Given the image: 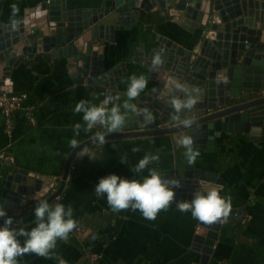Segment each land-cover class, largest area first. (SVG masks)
I'll use <instances>...</instances> for the list:
<instances>
[{
  "label": "crops",
  "instance_id": "1",
  "mask_svg": "<svg viewBox=\"0 0 264 264\" xmlns=\"http://www.w3.org/2000/svg\"><path fill=\"white\" fill-rule=\"evenodd\" d=\"M113 1L0 0V24L10 27L29 10L49 3L69 10L73 21H80L83 14L91 16L93 10L110 8ZM12 5L18 9L15 15ZM137 7L134 24L120 25L113 33L104 32V38L94 40V48L98 55L102 54L106 71H120L113 79L116 89L112 95L119 94L121 103L126 99L124 93L133 74L144 75L147 80V87L140 96L156 86L148 56L158 48L160 40L187 50H194L200 41L199 29L190 31L187 24L182 26L178 22L182 19L169 13L173 6H156L149 11ZM67 64L64 57L32 58L11 70L9 86L13 92L26 93L24 106H32L36 123L31 124L25 108H21L13 112L12 124L8 128L0 111V151L11 154L14 159L13 165L0 162V198L5 182H10L8 177L23 170L41 175L55 184L39 199L28 200L21 210L29 211L17 216L20 217L19 227L30 230L35 225L32 208L40 199L46 200L58 191L61 183V189L49 203L70 205L77 228L85 216L89 218L95 213L106 216L114 213L115 217L97 229L96 234L90 227L87 230L82 228L81 236L89 238L84 245L86 250L73 244L70 238L67 243L58 240L52 258L28 254L18 258L19 264H59L57 257L65 264H264V109L258 110L257 105L246 109L262 119L260 131L249 128L248 131L221 132L206 141L204 150L199 151L196 158L194 168L214 172L213 184L221 189L220 195L231 202V218L215 224L216 237L210 253H205L210 225L193 218L191 212H180L176 202L167 211H161L155 220H147L138 210L114 212L106 196L95 195V185L103 176L115 173L128 179H141L147 175V169L138 174L130 168L147 153H159L160 160L148 167L156 168L163 178L170 174L181 176L184 149L177 146L175 138L183 132L106 138L104 146L92 144L91 137L100 129L84 132L82 113H76L74 108L81 99L99 103L110 87L101 84L98 78L90 80L92 75L89 72L81 76L75 74V69ZM260 96H264V88L260 92L244 93L242 99H235L232 105ZM169 118L172 120L171 116ZM77 123L82 125L80 135L75 136L81 144L77 148L87 145L96 153L97 160L78 159L76 153L80 148L70 147L69 141L75 135ZM135 146L141 150L133 152ZM124 155L127 163L121 161ZM68 160L70 163L66 169ZM76 163L84 165L77 170L78 173ZM30 181L32 183L33 179ZM2 224L3 219H0ZM75 235L80 236L78 232ZM94 235L96 239H93ZM19 239L23 242L24 238Z\"/></svg>",
  "mask_w": 264,
  "mask_h": 264
},
{
  "label": "water",
  "instance_id": "2",
  "mask_svg": "<svg viewBox=\"0 0 264 264\" xmlns=\"http://www.w3.org/2000/svg\"><path fill=\"white\" fill-rule=\"evenodd\" d=\"M136 6L145 11L156 6H173L169 13L182 19L177 21L182 26L187 24L190 31L199 29L200 41L194 50L185 51L170 41L160 40L158 48L148 56V65L157 84L142 94L136 103L139 108H148L154 120L145 123L140 116H130L129 124L106 138L183 132L191 135L194 147L202 151L206 141L221 132L248 131L249 128L260 131L262 119L246 109L257 105L258 110L263 111L264 96L234 105L232 101L241 100L244 93L260 92L264 88V0H114L110 8L93 10L91 16L83 14L80 21H73L72 12L63 7L42 4L26 12L15 26L13 23L10 27L0 24V90L12 92L9 76L20 62L26 64L32 58L64 57L67 66L75 69V74L81 76L89 72L90 80L98 78L101 84L109 85L107 93L113 94L116 89L113 79L120 71H106L102 54L98 55L94 48V40L104 38V32L113 33L120 25L134 24L138 16ZM156 53L161 54L163 64L153 70L151 60ZM172 78L200 90L195 108L182 116L190 115L194 119L191 129L174 126L169 118L174 112L165 97L167 81ZM69 163L70 160L66 162V169ZM172 177L180 180L182 185L175 189L174 202L190 201L195 192L216 186L213 184L215 173L189 165L185 154L182 175L167 176ZM29 179L33 182H28ZM8 180L0 205L13 210L27 205L29 199H39L49 193L54 185L50 179L23 170L10 175ZM59 190L46 200L51 201ZM28 211L6 212L23 215ZM228 218H231V212ZM216 225H210L207 231L209 245L203 248L205 253L211 251L217 234Z\"/></svg>",
  "mask_w": 264,
  "mask_h": 264
},
{
  "label": "clouds",
  "instance_id": "3",
  "mask_svg": "<svg viewBox=\"0 0 264 264\" xmlns=\"http://www.w3.org/2000/svg\"><path fill=\"white\" fill-rule=\"evenodd\" d=\"M13 15L18 11L16 5H12ZM16 21H13L15 26ZM163 64L160 53L154 54L151 67L157 70ZM147 87L144 75L133 74L129 77L127 89L124 95L126 99L120 102V96L111 93L104 94L99 103L88 100H79L74 108L76 113H82L83 131L86 133L95 131L91 137V143L104 146L106 136L119 132L124 128L130 116H140L145 123L154 120L152 112L148 108H139L134 102ZM166 102L172 108L174 126L191 129L194 119L183 117V113L190 112L199 102L200 90L192 88L176 78L167 81ZM82 125L74 126V137L69 141L72 149H76L80 142L75 136L80 135ZM177 146L185 150L184 154L189 165L194 164L200 155L194 147V139L191 135L182 134L175 138ZM138 146L132 148L133 152H139ZM78 159L87 157L89 160H97L96 153L87 145H84L76 153ZM160 160L159 153H147L138 163L130 167L134 173H142L145 169L148 174L141 179H128L115 173L101 177L95 185L97 197L106 196L107 203L114 212L132 211L141 212L147 220H155L161 211H167L176 200L175 189L180 188V180L163 178L156 168L148 166ZM121 161L127 163L126 155L121 156ZM221 189L209 186L202 191L193 194L190 201L176 202L177 209L182 212H191L193 218L208 225L226 222L231 211L229 199L220 195ZM35 225L26 230L24 227H14V218L7 215L6 209L0 205V264H19L18 258L28 254L50 259L55 253L57 241H69L70 234L77 228V221L73 217V209L62 203L50 204L45 199H40L34 208ZM23 237V242L19 239ZM96 239V236H93ZM59 264H65L63 259Z\"/></svg>",
  "mask_w": 264,
  "mask_h": 264
},
{
  "label": "built area",
  "instance_id": "4",
  "mask_svg": "<svg viewBox=\"0 0 264 264\" xmlns=\"http://www.w3.org/2000/svg\"><path fill=\"white\" fill-rule=\"evenodd\" d=\"M26 98L25 92H9L0 90V111L2 112L6 126L9 128L12 124V114L18 109L25 108L26 114L31 124L36 123V119L32 113V106H24ZM24 106V107H23ZM0 162L4 164H14L13 156L5 151H0ZM55 184V182H53ZM56 197V196H55ZM54 197V198H55ZM14 227H19L20 217L14 216Z\"/></svg>",
  "mask_w": 264,
  "mask_h": 264
},
{
  "label": "trees",
  "instance_id": "5",
  "mask_svg": "<svg viewBox=\"0 0 264 264\" xmlns=\"http://www.w3.org/2000/svg\"><path fill=\"white\" fill-rule=\"evenodd\" d=\"M219 157H221V154H219ZM222 159V157L220 158ZM224 162H226L227 160H223ZM230 161V160H228ZM227 161V163H229ZM227 163H224V166H226ZM84 165L81 163H76L75 164V170L77 172V170L83 168ZM78 173V172H77ZM15 210H18V209H6V211H15ZM20 210V209H19ZM9 216H19V215H13V214H7ZM115 215L114 213H111L110 215L106 216L105 214L103 213H95V214H92V216H90L89 218H87L86 216L82 219L81 221V225L77 228V231L78 232V235L80 234V236H76L75 235V231L72 232L71 236L69 237L70 238V241L75 244L76 246L80 247L81 249H85L84 245L85 243L89 240L88 237H85L84 236H81L83 230H87L89 227L90 229H92V232H94V234H96V231L97 229H100V228H103L105 223L108 222L110 220V218H114ZM86 250V249H85Z\"/></svg>",
  "mask_w": 264,
  "mask_h": 264
},
{
  "label": "flooded vegetation",
  "instance_id": "6",
  "mask_svg": "<svg viewBox=\"0 0 264 264\" xmlns=\"http://www.w3.org/2000/svg\"><path fill=\"white\" fill-rule=\"evenodd\" d=\"M127 25L129 26V25H132V24L127 23ZM182 49L185 50V51H191V50H187V49H184V48H182ZM207 184H208V182H207ZM207 184H205V185H207ZM52 189H53V188H52ZM22 208H23V206L20 207V210H21ZM18 210H19V209H18ZM20 210H19V211H20ZM21 211H22V210H21Z\"/></svg>",
  "mask_w": 264,
  "mask_h": 264
}]
</instances>
